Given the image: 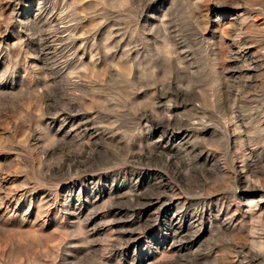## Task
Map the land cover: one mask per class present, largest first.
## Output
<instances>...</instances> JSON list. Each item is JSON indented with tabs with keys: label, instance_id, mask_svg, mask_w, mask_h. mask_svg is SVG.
Masks as SVG:
<instances>
[{
	"label": "rangeland",
	"instance_id": "374dc122",
	"mask_svg": "<svg viewBox=\"0 0 264 264\" xmlns=\"http://www.w3.org/2000/svg\"><path fill=\"white\" fill-rule=\"evenodd\" d=\"M255 15L264 21V0H0V264L234 261L229 246L248 243L234 180L193 166L144 118L159 122L170 107L189 129H214L226 101L242 97V115L261 125L253 148L264 172V29ZM235 29L244 32L241 52ZM84 127L101 135L94 145L81 139ZM230 127L219 143L191 144L222 157L233 150ZM157 172L178 190L162 193ZM205 196L236 213L238 230L206 225L210 234L175 247L177 201ZM124 231L133 232L128 244Z\"/></svg>",
	"mask_w": 264,
	"mask_h": 264
},
{
	"label": "bare ground",
	"instance_id": "6f19581e",
	"mask_svg": "<svg viewBox=\"0 0 264 264\" xmlns=\"http://www.w3.org/2000/svg\"><path fill=\"white\" fill-rule=\"evenodd\" d=\"M250 11V10H249ZM255 11V9H254ZM255 13V12H253ZM261 14V13H260ZM258 15V14H257ZM250 16V15H249ZM254 25L264 29V21L259 23L258 16L254 17ZM251 22V21H250ZM245 24V23H244ZM243 24V25H244ZM45 25V24H43ZM47 25V22H46ZM237 28V26H236ZM236 32L235 38L233 40L234 44L237 46V52H241L245 47V37L240 39L241 35H244L243 29H235ZM261 32V31H260ZM263 33V32H262ZM256 34V33H255ZM249 35V34H247ZM246 36V35H245ZM167 40V39H166ZM165 41V40H164ZM247 41V40H246ZM253 41V40H252ZM178 43V42H177ZM181 43V42H180ZM252 43V42H250ZM263 43V42H262ZM176 44V43H175ZM258 44V43H257ZM260 44V43H259ZM181 45V44H180ZM108 46V45H107ZM111 46V45H109ZM247 46V45H246ZM233 52V51H232ZM256 52V51H255ZM254 52V53H255ZM170 53V52H169ZM91 54V53H90ZM174 55V53L172 52ZM184 54V53H183ZM186 54V53H185ZM166 55V54H165ZM178 55V54H177ZM91 56V55H90ZM163 56V55H162ZM169 56V55H168ZM171 56H169L170 58ZM185 58V57H184ZM167 59V58H165ZM172 59V58H171ZM174 59V57H173ZM251 59V58H250ZM170 60V59H169ZM175 60V59H174ZM236 61V60H235ZM250 61H253L251 59ZM167 61L166 63H168ZM174 62V61H173ZM257 62V61H256ZM163 63V62H162ZM175 63V62H174ZM244 63V61H243ZM247 63V62H246ZM64 64V63H63ZM182 64V63H181ZM250 64V63H248ZM260 64V63H259ZM126 65V64H125ZM166 65V64H165ZM170 65V64H169ZM175 65V64H174ZM180 65V64H179ZM122 66V65H121ZM121 66L119 68H121ZM168 66V64H167ZM171 66V65H170ZM178 66V64H177ZM182 66V65H181ZM257 67V64H255ZM123 67V66H122ZM260 67V66H259ZM124 68V67H123ZM127 68V67H126ZM174 68V66H173ZM172 69V68H171ZM241 69V68H240ZM122 70V69H121ZM128 70V69H127ZM174 70V69H173ZM188 70V69H187ZM260 70V69H259ZM69 71V70H68ZM55 74L60 77L64 74V67L58 66L54 69ZM178 72V71H177ZM182 72V71H181ZM258 72V71H257ZM176 73V72H175ZM69 74V73H68ZM174 74V73H173ZM183 75V74H182ZM178 76V74H177ZM172 77V76H171ZM176 77V76H175ZM216 77V76H215ZM179 78V77H178ZM169 81V80H168ZM167 81V82H168ZM188 81V80H187ZM244 81V80H243ZM249 81V80H248ZM165 82V81H164ZM163 82V83H164ZM172 82V81H171ZM169 83V82H168ZM162 84V83H161ZM178 84V83H177ZM180 84V83H179ZM189 84V83H188ZM168 85V84H167ZM174 85V84H172ZM158 86V85H157ZM166 86V85H165ZM169 87V86H167ZM172 87V86H171ZM149 88V87H148ZM147 88V89H148ZM176 88V87H175ZM244 88V85L239 86L237 90ZM248 88V87H247ZM167 89V88H165ZM169 89V88H168ZM182 89V88H181ZM194 89V87H192ZM154 90V89H153ZM164 90V89H163ZM183 90V89H182ZM244 90V89H243ZM161 91V90H160ZM170 91V90H168ZM181 91V90H180ZM195 91V90H194ZM158 92V90H157ZM185 92V91H184ZM193 92V91H192ZM176 92L175 98H183V93ZM187 93V92H186ZM220 93V92H219ZM242 93V92H241ZM218 94V93H217ZM150 95V94H149ZM156 95V94H155ZM185 95V94H184ZM197 95V94H196ZM225 95V94H224ZM223 95V96H224ZM157 96V95H156ZM222 96V95H221ZM227 96V95H226ZM241 96V95H240ZM244 96V95H242ZM252 96V95H251ZM159 97V95H158ZM157 97V98H158ZM170 97V96H169ZM188 97V96H185ZM199 97V95H198ZM167 99V97H164ZM211 98V97H210ZM225 98V97H224ZM230 98V97H228ZM159 99V98H158ZM165 99V100H166ZM171 99V98H170ZM173 99V98H172ZM195 99V98H194ZM202 99V98H201ZM152 100V99H151ZM196 100V99H195ZM176 101V100H175ZM186 101V100H185ZM159 102V101H158ZM161 102V100H160ZM171 101H167L170 103ZM212 102V101H211ZM225 102V101H224ZM173 103V102H172ZM223 103V102H222ZM221 103V104H222ZM183 106V109L189 107L193 108L192 102L180 103ZM202 105V104H201ZM206 105V104H205ZM247 100L238 99V101L227 100L224 104L225 113L223 114L224 125L216 126L214 129L203 128L201 131L193 128L189 129L188 125L182 122L181 120L175 118V114H172V109L170 107L164 109L166 115L159 122H154L152 117H145V123L150 124V128L153 127L154 130L158 131L161 129L160 138L165 143L168 144L171 140H177L176 145L181 148L183 146V153L190 160L189 163H192L193 166H199L202 163L204 167L212 166L214 168L213 172L220 178H231L234 180L236 190H240L239 195H235L237 200V209L235 212H239L240 225L247 227V242L246 244H232L229 246L228 253L234 261L230 264H264V187L261 185V180L264 178L263 170H259L257 167L260 163L257 156V150L253 147L255 146V130L261 129V125L257 127H251L250 118H246L244 112L247 110ZM180 106V107H181ZM221 106V105H220ZM260 106V105H259ZM158 107V106H157ZM173 107V106H172ZM251 108V106H249ZM177 108V107H176ZM182 109V110H183ZM195 109V108H194ZM208 109V107H207ZM162 110V109H161ZM197 110V109H196ZM202 110V109H201ZM254 110V109H253ZM198 111V110H197ZM205 111V110H204ZM207 111V110H206ZM200 112V111H199ZM249 112V111H248ZM189 113V112H188ZM193 113V112H192ZM217 113V112H216ZM178 114V113H177ZM197 114V113H196ZM213 114V113H212ZM195 115V114H194ZM198 115V114H197ZM215 115V114H214ZM178 116V115H177ZM187 116V115H186ZM190 116V114H189ZM217 116V115H216ZM221 116V115H220ZM142 117V116H141ZM188 117V116H187ZM213 118V117H212ZM215 118V117H214ZM219 118H222L219 117ZM71 119V118H70ZM199 119V118H198ZM251 121H249V120ZM141 120V119H140ZM157 120V119H156ZM200 120V119H199ZM142 121V120H141ZM140 121V122H141ZM219 121V120H218ZM257 122V120H256ZM212 123V122H211ZM219 124V123H218ZM230 124V125H229ZM262 124V123H261ZM264 124V123H263ZM77 125V124H76ZM191 125V124H190ZM194 125V124H193ZM230 127V134L233 135V141L228 142L233 143V150L227 151L224 153V156H216L209 151H206L205 147L201 143L191 144L193 139L199 140V137L205 139V137L211 138L210 141L212 144L219 143V137H223L227 134L225 126ZM258 125V124H257ZM75 126V125H74ZM192 126V125H191ZM63 127V126H62ZM61 127V128H62ZM194 127V126H193ZM199 127V126H198ZM149 128V129H150ZM59 132V131H58ZM98 132V131H97ZM94 130H90L88 127H84L79 134L82 140L87 141V145H94L100 134H97ZM65 133V132H64ZM159 133V132H158ZM67 134V133H66ZM60 135V133H59ZM64 136V135H63ZM68 137V136H67ZM226 137V136H225ZM231 137V136H230ZM58 138V137H57ZM159 138V137H158ZM157 138V139H158ZM229 138V137H228ZM208 139V138H207ZM161 141V139H160ZM231 141V140H230ZM203 143V142H202ZM220 145V144H219ZM225 145V144H224ZM86 146V145H85ZM89 147V146H88ZM230 147V146H229ZM161 148V147H160ZM257 148V147H256ZM156 149V148H155ZM181 151V150H180ZM260 152V151H258ZM175 153V152H174ZM179 154V153H178ZM162 155V154H161ZM171 157V156H170ZM185 157V156H184ZM232 157V158H231ZM169 158V157H168ZM186 161V160H185ZM137 162V160H136ZM169 162V159H168ZM230 162L231 168L227 169L226 165ZM134 163V162H133ZM188 163V162H187ZM186 163V164H187ZM140 165V164H139ZM191 166V164H189ZM184 167V166H183ZM186 168V167H185ZM197 168V167H196ZM201 168V167H200ZM195 169V168H194ZM212 169V168H211ZM192 170V169H191ZM185 171V170H184ZM197 171V170H196ZM205 171V169H204ZM195 173V171H193ZM199 172V171H198ZM212 173V172H211ZM178 174V173H177ZM202 174V173H201ZM199 175V173H198ZM206 175V174H204ZM159 181L156 183L158 189H163L162 193H165L167 190L173 193L176 186L170 184V179L165 177V175H160V173H155L153 175ZM180 176V175H179ZM212 176V175H210ZM216 176V177H217ZM213 177V176H212ZM188 179V177L186 176ZM192 178V177H191ZM196 178V177H195ZM194 178V179H195ZM185 179V178H184ZM201 180V179H199ZM198 180V181H199ZM209 180V179H208ZM185 181V180H184ZM219 182V181H218ZM232 182V181H231ZM193 183V182H192ZM191 183V184H192ZM196 183V182H195ZM197 184V183H196ZM221 184V183H220ZM228 184V183H227ZM177 185V184H176ZM207 185V184H206ZM179 186V185H178ZM201 186V185H200ZM193 187V186H192ZM202 187V186H201ZM223 187V186H222ZM191 188V187H190ZM202 189V188H200ZM233 189V188H232ZM204 190V189H203ZM231 190V189H230ZM188 192V191H187ZM204 192V191H203ZM221 192V191H220ZM233 192V191H232ZM167 193V192H166ZM224 193V192H223ZM187 196V195H186ZM192 196V195H191ZM190 198H193L191 197ZM210 196V195H209ZM208 196V197H209ZM196 197V196H195ZM208 197H197L196 199H187L183 197V202L177 201V208L179 213L175 216V227L173 230V243L175 247L179 249L183 247V250H186L191 247V245L201 239L205 233H209V230H206V225L215 224V231L217 232H233L238 230L237 226L233 227L235 221V212L232 215H229L226 208L223 204H218L217 202L211 201ZM233 197V196H232ZM167 198V197H166ZM160 200V195L155 197V201L149 199L148 202L144 205L147 206L144 211L149 212L150 206H154L153 203ZM163 204V203H162ZM158 205V204H157ZM112 207V206H111ZM110 207V209H111ZM245 209V210H243ZM157 210V209H156ZM109 211V210H108ZM111 211L117 213H123L124 211L121 208L113 207ZM245 229V228H244ZM243 229V230H244ZM133 233V232H132ZM132 233L130 231H124L121 236L124 238L128 237V242L131 241ZM183 233V236L181 235ZM215 233V234H216ZM235 233V232H234ZM222 234V233H221ZM231 235V234H230ZM228 236V235H227ZM232 236V235H231ZM211 237V236H210ZM239 237V235H238ZM183 238V239H182ZM230 238V237H229ZM228 238V239H229ZM208 239V238H207ZM221 239V238H220ZM224 239V238H223ZM226 239V237H225ZM226 239V240H228ZM183 240V241H182ZM232 240V239H231ZM234 240V239H233ZM242 240V239H241ZM211 241V240H210ZM216 241V240H215ZM214 241V242H215ZM222 241V240H221ZM209 242V241H208ZM217 242V241H216ZM219 242V241H218ZM225 242V241H224ZM183 243V244H182ZM210 243V242H209ZM200 244V243H199ZM207 244V243H206ZM212 244V243H211ZM210 244V245H211ZM226 244V243H225ZM201 245V244H200ZM215 245V244H214ZM221 245V244H220ZM223 245V243H222ZM203 247V246H202ZM216 247V246H215ZM221 247V246H220ZM217 248V247H216ZM199 249V248H198ZM197 249V250H198ZM257 249V251H255ZM203 250V249H202ZM220 250V249H219ZM175 251V250H174ZM191 252V251H190ZM188 253V252H187ZM219 253V252H218ZM190 254V253H189ZM204 254V253H203ZM187 255V254H185ZM191 255V254H190ZM196 257H201V254L195 253ZM192 257V256H191ZM203 257V256H202ZM210 258V257H209ZM132 262L134 260H131ZM207 261V260H206ZM221 261V260H220ZM187 262V261H186ZM185 262V263H186ZM190 263V262H187ZM196 263V262H195ZM160 264V263H159Z\"/></svg>",
	"mask_w": 264,
	"mask_h": 264
}]
</instances>
